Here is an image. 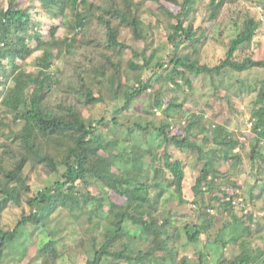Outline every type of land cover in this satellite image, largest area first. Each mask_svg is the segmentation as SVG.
I'll return each mask as SVG.
<instances>
[{
    "label": "trees",
    "instance_id": "trees-1",
    "mask_svg": "<svg viewBox=\"0 0 264 264\" xmlns=\"http://www.w3.org/2000/svg\"><path fill=\"white\" fill-rule=\"evenodd\" d=\"M203 1L31 0V11L20 7L18 0H8V6L0 8V87H4L0 91V264L9 244L22 239L29 228L48 230L47 222L49 227L54 223L52 218L65 211L88 216L90 225L85 235L91 249L85 264H176V257L171 259L167 248L175 246L179 232L198 247L213 221L211 213L233 212L236 207L240 208L241 217L233 215L235 223L231 228V223H226L221 237L216 234L210 243L217 251L215 255L222 256L229 244L243 239L240 255L233 264H251L254 255H264V231L260 229L264 225L258 214L246 211L247 197L234 191L237 186L242 188L238 179L231 196L223 192L211 197L207 206L201 204V216L208 219L185 224L178 233L173 230V219L159 209L169 188L181 196L184 192L187 168L176 152H197L199 162L205 160L194 186L196 194L204 197L206 190L216 187L218 179L225 178L224 172L216 168L217 162L233 159L236 167L242 160L235 153L243 148L238 138L229 135L227 127L209 125L205 115H190L184 103L165 101L163 86L159 85L170 83L172 91L187 94L193 88L192 76L214 77L224 70L246 73L264 69V61L252 56L242 61L235 59L240 50L250 49L263 22L254 17L242 25L237 23L235 35L226 44L224 60L216 66L202 61L210 31L195 28L194 24L197 6ZM149 3L157 7L154 9ZM224 3L210 0V22H217ZM37 4L51 19L61 20L63 38L57 36V26L50 30V42L42 38L34 21ZM126 30L132 44L123 40ZM163 30L165 33L161 34ZM164 37L170 48L169 62L161 55L163 45H159V38ZM29 43H36V48ZM127 50L133 57L124 66ZM36 51L43 54L34 62L35 71H28L24 64ZM63 59L69 69L57 67L56 61ZM167 70L170 72L164 74ZM146 71L151 72L150 77H143L135 85L132 75ZM153 88V104L145 112L153 117L163 116V120L159 125L150 123L147 130L151 127L157 138L163 139L164 151L144 150L136 145L130 151L127 147L118 149L120 140L106 142L98 131V126L107 120L95 121L85 115V110L107 100H122V107L110 122L120 126L119 116L129 112L132 104ZM255 104L250 158L258 166L262 180L264 83ZM175 120H180L177 125ZM201 132L206 135L201 137ZM218 147L222 148V155ZM106 162L110 168L105 167ZM168 179L170 184L164 187ZM262 182L257 184L259 194L251 190V202L264 198ZM112 194L124 202L117 203ZM26 206L30 212L23 213L13 230L8 229L4 225L5 213L13 207ZM57 223L60 227L61 223ZM255 229L262 242L252 249L247 243ZM58 234L50 226L48 235L52 238ZM139 241H145L148 249H141ZM59 257L57 241L51 239L40 247L34 260L57 264ZM199 264H205L200 253Z\"/></svg>",
    "mask_w": 264,
    "mask_h": 264
},
{
    "label": "rangeland",
    "instance_id": "rangeland-1",
    "mask_svg": "<svg viewBox=\"0 0 264 264\" xmlns=\"http://www.w3.org/2000/svg\"><path fill=\"white\" fill-rule=\"evenodd\" d=\"M224 6L220 12L217 22H210L209 16L211 14V8L209 6L210 0H205L197 6V12L195 14V28L202 27L207 31H210L208 39L205 43V47L202 51V61L209 66H216L221 60L226 58L227 43L235 35L237 30V23H242L250 17H254L257 21H263L258 28L257 35L252 43L250 49L246 51H239L236 55V60L242 61L247 56H252L255 60L264 61V0H224ZM150 4V3H149ZM20 7H28L32 11L34 5L31 0H18ZM154 9L157 7L155 3L150 4ZM8 6V0H0V8H6ZM148 6V3L146 4ZM171 8L176 12L178 8ZM262 8V10H260ZM34 13V21L38 25V31L42 33V38L50 42L52 40L50 36V30L53 26L59 27L57 36L63 38L65 30L61 28V20H53L49 15L45 14L40 5L37 4ZM263 19V20H262ZM150 20V17L147 18ZM164 30L161 34H164ZM159 34V35H161ZM123 40L127 44L131 43V36L129 31L123 33ZM159 45H163V58L169 62L171 57H167L169 49L165 45V37L162 40L159 38ZM33 48H36V43H29ZM138 49V48H137ZM42 51H36L34 55L27 59L24 64V68L28 71H35L34 62L38 57H41ZM132 52L127 50V55L124 58V66L126 62L131 59ZM80 60V56H79ZM98 61V60H96ZM6 62V61H5ZM64 59L61 62L56 61L57 67H69L65 64ZM7 63V62H6ZM170 72V70H169ZM168 70L164 74L169 73ZM150 71H146L143 75H139L138 72L132 75V82L136 85L140 80L149 78ZM126 76L124 72V77ZM193 78V88L187 94H181L177 91H172L170 83H161L159 86H163V94L165 101L174 99L178 103H184L185 111L191 114H201L208 117V124L217 123L223 127H227L229 135L238 138L243 148L237 150L235 155H240L242 162L238 165L234 164V160L217 162L216 168L219 171L224 172L225 178L218 179L216 187L212 190H206L204 197L194 190V186L200 174L204 161L199 162L197 152H176V156L183 159L187 168V177L184 182V192L182 196L177 194L174 188H169L165 195L162 205L159 206L161 213L169 214L170 218L175 222L173 230L177 231L185 226V224H196L203 222L208 218H203L201 215L204 209L201 204L205 203L207 206L210 203V198L216 195H221L223 192H227L228 196H231L234 191L241 197H247L246 211H252L261 217L260 224L264 225V198L259 201L251 202L250 197L251 190L254 193L259 194L257 190V184L263 183L264 176L258 174V166L251 160V147L253 134L250 132L252 124V111L255 108L256 100L258 98L261 87L264 83V69H255L246 73H236L232 70H224L219 76L209 77L200 76ZM158 86V87H159ZM4 90V87H0V91ZM154 90L151 93L144 94L140 99H137L133 104L129 112L119 116L120 126H115L110 123L115 116V111L122 107L123 101L107 100L105 104H99L92 109L85 110V115L88 119L99 121L106 119L107 123L102 126H98V131L103 135L106 142L120 140L121 144L118 149L127 147L130 151L132 145L141 147L142 149H158L164 151V141L161 138H157L151 127L147 130L150 123L158 124L162 122L163 116H151L148 115L145 110H150L153 104ZM174 114V113H173ZM178 116V115H177ZM190 118V117H188ZM176 119H181L177 117ZM189 119H186L188 121ZM180 120H175V125ZM207 124V125H208ZM205 126L204 124H202ZM207 126V129L209 127ZM208 132V130H207ZM201 137L206 135L205 132H201ZM202 138H199V140ZM202 143V142H201ZM211 147H216L210 144ZM218 153L222 155V148L218 147ZM264 151V148H263ZM104 155V154H102ZM105 167L110 168L109 162H106ZM113 167V168H112ZM111 170L116 171V168L112 166ZM259 177V178H258ZM236 179L242 185L234 188ZM234 180V181H233ZM43 178H40L41 184ZM170 180H166L163 186L170 184ZM39 183L35 186L38 187ZM234 188V191L231 189ZM79 188H76L78 190ZM256 189V190H255ZM222 190V191H221ZM113 195V194H112ZM227 196V197H228ZM244 197V198H245ZM113 198L117 203L122 204L124 200L114 196ZM207 202V203H206ZM20 209L13 207L8 210L4 215V225L10 230H13L23 213H29V207ZM211 213L212 223L209 225L208 232L201 237V242L198 247H195L188 242L185 234L181 232L175 241V246L167 248L170 252L171 259L174 257L176 264H199V253L203 254L205 264H218L219 262H225L226 264H233L232 262L240 255V243L244 240H239V243L229 244L227 248L222 252V256L215 255L217 251H214V247L211 246V241L216 237V234L221 237L222 231L226 223H235L233 215H236L238 219L241 217V210L237 208L233 212L223 211V214H218L216 210ZM53 224L51 227L59 231L57 236L51 238L48 235L50 226L47 222V228L41 227L40 229L31 230L28 229L27 235L21 239L17 238L13 243L9 244L7 251L3 257L1 264H42L43 260L37 259L38 251L43 244L48 243L51 239L57 241V248L59 252V259L57 264H85L89 258V251L91 249L89 243V237L85 232L88 223V216L70 214L68 211L58 213V215L52 218ZM61 223L60 227L58 223ZM259 228V223H256ZM234 226V225H233ZM178 229V230H177ZM260 229L264 231L261 226ZM34 232V233H32ZM263 235V234H262ZM243 237V236H242ZM261 240L255 232H253L248 239V245L252 249H256L261 245ZM145 241H139L138 245L141 249L147 248ZM145 249V250H146ZM124 264V263H122ZM251 264H264V255H254Z\"/></svg>",
    "mask_w": 264,
    "mask_h": 264
},
{
    "label": "built area",
    "instance_id": "built-area-1",
    "mask_svg": "<svg viewBox=\"0 0 264 264\" xmlns=\"http://www.w3.org/2000/svg\"><path fill=\"white\" fill-rule=\"evenodd\" d=\"M261 10V9H260Z\"/></svg>",
    "mask_w": 264,
    "mask_h": 264
}]
</instances>
